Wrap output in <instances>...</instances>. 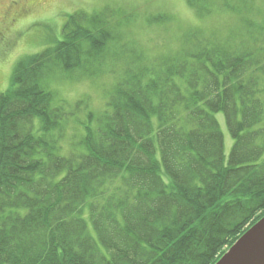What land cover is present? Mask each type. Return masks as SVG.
I'll return each mask as SVG.
<instances>
[{
  "label": "trees",
  "instance_id": "obj_1",
  "mask_svg": "<svg viewBox=\"0 0 264 264\" xmlns=\"http://www.w3.org/2000/svg\"><path fill=\"white\" fill-rule=\"evenodd\" d=\"M248 3L188 0L200 20L244 16V35L191 29L152 62L77 11L17 63L0 94V264H216L264 217V13ZM103 73L106 109L67 147L83 103L55 106L51 80Z\"/></svg>",
  "mask_w": 264,
  "mask_h": 264
},
{
  "label": "rangeland",
  "instance_id": "obj_2",
  "mask_svg": "<svg viewBox=\"0 0 264 264\" xmlns=\"http://www.w3.org/2000/svg\"><path fill=\"white\" fill-rule=\"evenodd\" d=\"M248 1L255 10L264 13V0ZM77 11L105 13V19L117 36L112 49L134 50L144 54L149 62L179 51L183 36L191 29L201 28L210 35L216 33L221 39H239L245 33L241 20L244 16L217 10L211 18L200 20L188 0H0V94L11 87L17 63L26 56L54 47L56 41L62 39V28L68 16ZM111 62L113 60L107 56L106 65L111 66ZM121 68L122 64H118L115 70ZM81 79L51 80V88L57 95L55 106L66 104L69 109L83 103L79 119L71 118L68 122L67 147L80 139L79 120L86 121L89 112L99 116L105 111L108 94L117 80L115 75L105 73ZM216 119L224 136L227 161L234 140L224 115L217 114ZM89 228L93 234L91 225Z\"/></svg>",
  "mask_w": 264,
  "mask_h": 264
},
{
  "label": "water",
  "instance_id": "obj_3",
  "mask_svg": "<svg viewBox=\"0 0 264 264\" xmlns=\"http://www.w3.org/2000/svg\"><path fill=\"white\" fill-rule=\"evenodd\" d=\"M216 264H264V217L249 228Z\"/></svg>",
  "mask_w": 264,
  "mask_h": 264
}]
</instances>
